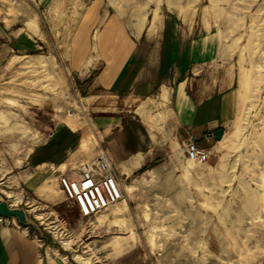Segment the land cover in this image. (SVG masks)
I'll return each instance as SVG.
<instances>
[{
  "label": "rangeland",
  "instance_id": "374dc122",
  "mask_svg": "<svg viewBox=\"0 0 264 264\" xmlns=\"http://www.w3.org/2000/svg\"><path fill=\"white\" fill-rule=\"evenodd\" d=\"M110 17L127 30L147 21L162 28L169 17L180 35L207 34L215 62L235 71L238 108L221 140L209 142L208 160L196 162L156 124L168 92L149 98L152 134L169 138L167 147L123 176L119 202L87 218L62 188L46 184L38 196L23 179L31 153L65 121L81 119L93 155L97 137L72 57L78 29L94 22L80 47L87 52ZM2 199L24 207L37 226L15 218L17 226L68 253L69 264H264V0H0Z\"/></svg>",
  "mask_w": 264,
  "mask_h": 264
},
{
  "label": "crops",
  "instance_id": "0c3cea01",
  "mask_svg": "<svg viewBox=\"0 0 264 264\" xmlns=\"http://www.w3.org/2000/svg\"><path fill=\"white\" fill-rule=\"evenodd\" d=\"M93 23L78 29L72 68L82 80L89 126L97 144L93 155L84 149L90 147L92 138L84 135L81 119L57 127L31 153L32 169L23 179L38 196L46 184L61 188L60 173L103 151L112 157L123 178L151 159L155 149L167 147L169 138L157 142L147 116L148 99L161 98L165 90V115L156 124L181 144L193 138L208 146L215 136L206 139L205 133L229 122L238 108L235 71L225 62H215L218 51L207 34L180 35L178 24L169 17L164 18L162 28L147 21L144 27L128 31L117 17H110L95 31L93 46L85 52L80 47ZM29 231L0 221V264H69L68 253L56 251Z\"/></svg>",
  "mask_w": 264,
  "mask_h": 264
},
{
  "label": "built area",
  "instance_id": "2783aa9c",
  "mask_svg": "<svg viewBox=\"0 0 264 264\" xmlns=\"http://www.w3.org/2000/svg\"><path fill=\"white\" fill-rule=\"evenodd\" d=\"M213 136L214 132L210 130L205 133L204 138L210 139ZM185 149L187 157L196 162L207 161L211 154L209 146H201L193 138L185 143ZM59 183L65 199L77 208L81 216L87 218L95 217L119 201L125 192L124 178L117 172L115 163L107 151L60 173ZM0 221L17 224L13 216L0 215Z\"/></svg>",
  "mask_w": 264,
  "mask_h": 264
},
{
  "label": "water",
  "instance_id": "95a60500",
  "mask_svg": "<svg viewBox=\"0 0 264 264\" xmlns=\"http://www.w3.org/2000/svg\"><path fill=\"white\" fill-rule=\"evenodd\" d=\"M224 128L219 127L214 131L215 139H220L223 136ZM0 215L7 217H15L20 223L27 226H37V222L29 217L27 210L22 206L10 204L7 199L0 200Z\"/></svg>",
  "mask_w": 264,
  "mask_h": 264
},
{
  "label": "bare ground",
  "instance_id": "6f19581e",
  "mask_svg": "<svg viewBox=\"0 0 264 264\" xmlns=\"http://www.w3.org/2000/svg\"><path fill=\"white\" fill-rule=\"evenodd\" d=\"M70 115H71V114H70ZM71 116H72V115H71ZM67 119H68L69 121H71V120H72V121L75 120L74 118L72 119V117H68ZM221 138H222V137H221ZM221 138L218 139V140H221ZM189 159H190V158H189ZM191 160H192V159H191ZM192 161H193V160H192ZM122 198H123V197H122ZM122 198H121V199H122ZM121 199H120V200H121ZM120 200H119V201H120ZM119 201H117V202H119ZM117 202H116V203H117ZM116 203H114V204H116ZM114 204H111L110 206H112V205H114ZM110 206H108V207H110ZM108 207H107V208H108Z\"/></svg>",
  "mask_w": 264,
  "mask_h": 264
}]
</instances>
